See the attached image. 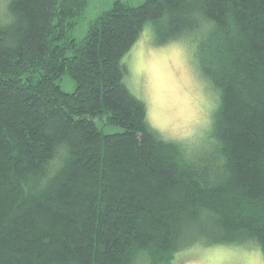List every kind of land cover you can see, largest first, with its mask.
Here are the masks:
<instances>
[{"label":"trees","instance_id":"16d2710c","mask_svg":"<svg viewBox=\"0 0 264 264\" xmlns=\"http://www.w3.org/2000/svg\"><path fill=\"white\" fill-rule=\"evenodd\" d=\"M87 2L7 0L0 20V264H173L197 244L264 257V0H116L77 41ZM147 24L158 45H196L217 94L199 142L161 138L124 81Z\"/></svg>","mask_w":264,"mask_h":264},{"label":"rangeland","instance_id":"374dc122","mask_svg":"<svg viewBox=\"0 0 264 264\" xmlns=\"http://www.w3.org/2000/svg\"><path fill=\"white\" fill-rule=\"evenodd\" d=\"M87 1L84 12L69 33L77 41L85 37L90 24L99 14L110 9L116 0ZM120 1L126 2L131 6H137L143 2V0ZM6 6L7 0H0V20H3L6 16ZM180 43L185 46L190 45L180 39L169 41L163 45L156 44L152 26L147 24L136 42L122 59V62L127 65L128 69L124 81L132 94L145 103L147 113L154 104L159 103L181 115L186 113H191L193 116L197 115V108L200 106V102L196 83L185 86L180 82L178 73L176 72H172L171 77H154L150 71V65L153 59L161 56L166 57L169 50L174 45ZM70 52L68 51L67 55ZM149 53L154 55H149ZM168 68H172L170 61L168 62ZM200 77L205 79L201 75ZM57 83L67 92H71L75 88V81L68 73L62 74ZM206 91L208 89H204V92ZM211 91L214 93V103L216 104V91L212 87ZM200 94L202 95L203 92ZM211 116L212 113L210 115V119L212 120ZM97 126L104 133H113L122 130L118 125L105 123V120L102 118L97 121ZM209 129L202 136H194L193 138L178 141L199 142L203 140ZM155 130L161 138L165 139L157 129ZM249 261H255V264H264V257L258 248L254 246H234L231 244H211L206 246L197 244L177 253L173 264H249Z\"/></svg>","mask_w":264,"mask_h":264},{"label":"clouds","instance_id":"9594fccd","mask_svg":"<svg viewBox=\"0 0 264 264\" xmlns=\"http://www.w3.org/2000/svg\"><path fill=\"white\" fill-rule=\"evenodd\" d=\"M195 51V43L189 46L180 43L174 45L166 57L161 56L151 62L150 71L154 77H171L172 72H176L180 82L185 86L196 83L200 102L196 116L191 113L178 114L159 103L150 108L147 113V120L165 139L185 140L194 136H202L211 124L210 115L216 106L214 103L215 96L211 91L210 82L200 77L193 55ZM149 55L154 54L149 53ZM169 61L172 64L171 69L168 68ZM204 89H208V91L204 92ZM201 92H203L202 95Z\"/></svg>","mask_w":264,"mask_h":264},{"label":"snow or ice","instance_id":"6c2138e0","mask_svg":"<svg viewBox=\"0 0 264 264\" xmlns=\"http://www.w3.org/2000/svg\"><path fill=\"white\" fill-rule=\"evenodd\" d=\"M249 264H255V261H249Z\"/></svg>","mask_w":264,"mask_h":264}]
</instances>
